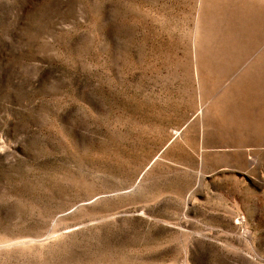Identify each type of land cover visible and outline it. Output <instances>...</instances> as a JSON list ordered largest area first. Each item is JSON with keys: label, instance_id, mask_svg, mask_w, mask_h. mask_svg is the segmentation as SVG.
<instances>
[{"label": "rangeland", "instance_id": "374dc122", "mask_svg": "<svg viewBox=\"0 0 264 264\" xmlns=\"http://www.w3.org/2000/svg\"><path fill=\"white\" fill-rule=\"evenodd\" d=\"M0 264H264V0H0Z\"/></svg>", "mask_w": 264, "mask_h": 264}]
</instances>
